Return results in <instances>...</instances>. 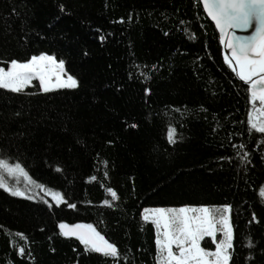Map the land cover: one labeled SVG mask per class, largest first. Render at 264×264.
Returning a JSON list of instances; mask_svg holds the SVG:
<instances>
[{"label": "trees", "instance_id": "obj_1", "mask_svg": "<svg viewBox=\"0 0 264 264\" xmlns=\"http://www.w3.org/2000/svg\"><path fill=\"white\" fill-rule=\"evenodd\" d=\"M42 53L79 83L0 89V159L30 180L0 169V264H157L142 210L180 206H229V264H264V134L200 0H0V66ZM61 223L92 225L117 256Z\"/></svg>", "mask_w": 264, "mask_h": 264}, {"label": "snow or ice", "instance_id": "obj_2", "mask_svg": "<svg viewBox=\"0 0 264 264\" xmlns=\"http://www.w3.org/2000/svg\"><path fill=\"white\" fill-rule=\"evenodd\" d=\"M204 7L208 10V14L216 22V27L221 30L223 34L221 36V43H224V36L228 35L229 29H242L247 30L254 27L252 35L249 36H236L232 33L228 38L226 46L231 49L232 57L225 56V61L231 66L232 60L239 67L238 77L241 81L248 83L252 81L253 87L260 85L259 100L264 103V0H203ZM63 10V9H62ZM103 39V37H102ZM58 68L61 72L64 71V61L59 60L48 54L33 55L27 61H17L12 59L8 63L7 70L5 67L0 66V89L11 91L12 93H23L28 86L39 87L43 93H51L56 88H76L78 87V81L71 75L67 76V80H63L59 74L54 73L53 69ZM235 71V68L233 69ZM55 75L56 83H52V77ZM258 76L259 79L253 81V77ZM33 80L38 81V84L33 85ZM255 96L256 94L253 93ZM252 129H255L261 134H264V124L257 127L255 124L251 125ZM175 130H169V141L173 140ZM246 158V156H245ZM0 169H3L9 176L15 175L17 171L24 174L27 177V173L19 163L10 165L4 159H0ZM56 171H61L60 168H56ZM0 188L5 191L10 189L7 187L4 181V177L0 176ZM111 193L112 198L117 199V193L108 189ZM13 196L23 195L19 190L11 191ZM264 195V192L261 193ZM53 197H59L60 193H53ZM58 200V203L60 202ZM105 203H109L105 201ZM69 207L75 208V205H68ZM230 210L229 206H226L221 211L220 222L222 227L220 231L224 234L222 239L216 247L215 252H208L200 247L199 241L203 240L206 236L212 237L215 241V224L213 220L208 219L209 209L203 207L200 209H145V212H154L159 214L160 218L164 219L165 229L168 228V219L165 213L177 214L173 216V223L177 225L176 231L180 234L173 239L167 231L164 232V236L167 239V243L163 247L161 241L158 238L156 243L158 245V252L163 254V250L167 249L166 260L168 264H229L232 259L229 249L232 245V232L227 224V217L223 215L224 212ZM200 212L204 214L203 221H200V217H189L187 213ZM143 219L147 220L148 216L145 215ZM255 220V216L253 217ZM193 220L199 221L195 225ZM160 220L154 221L159 225ZM61 234L76 235L80 240L81 244L85 245V251H89V246L92 251L102 252L104 255L117 256V249L113 244L104 241L106 248L102 249L98 246L93 238L87 234L77 232L78 229L86 228L95 233L96 237L100 240H104L102 236L93 228L92 225H75L69 228L68 225L61 223L59 224ZM68 229V231H65ZM23 238V234H17ZM26 239V238H24ZM175 243L178 247V255H174L171 249V245ZM188 247H184L185 244ZM253 245L249 243V247ZM25 249L21 247L19 253L23 255ZM212 256L215 259L210 261L207 257Z\"/></svg>", "mask_w": 264, "mask_h": 264}, {"label": "rangeland", "instance_id": "obj_3", "mask_svg": "<svg viewBox=\"0 0 264 264\" xmlns=\"http://www.w3.org/2000/svg\"><path fill=\"white\" fill-rule=\"evenodd\" d=\"M7 67H8V64L5 67L6 70H7ZM53 71H54V73L59 74L63 80H67V76L69 74H67V72L65 71V69H64L63 72H61L60 69L54 68ZM238 72H239V69H238ZM34 82L36 84H38V81H35V80H33L32 84H34ZM52 83L53 84L56 83L55 75H53V77H52ZM251 102H252V109H251V112H250V115H249V121H250L251 125L252 124H255L257 127H259L262 124H264V103H262L260 100L256 99L253 96H252ZM16 174L17 175H21V177L23 175L19 171H17ZM26 179H27V181L24 179V183L30 186V180L28 179V177H26ZM41 191L43 193H45L54 203L59 204V203L62 202V200H60L59 197H57V198H54L53 197V193H58V192L50 191V190H45L42 187H41ZM262 192H264V184H263L262 189H261V193ZM22 193H23V195H20V196L30 197V195L27 194L26 192H22ZM60 197H62L61 194H60ZM263 197H264V195H263ZM58 200H60L59 203H58ZM182 207L183 208H189V209H192V208H195V209L203 208V207H196V206H180V207H164V209H179V208H182ZM225 207L226 206H218V207H212V208L207 207L209 209L208 219L213 220V223L215 224V229H216L215 230V241L213 240L212 237H210V239H211L212 243L214 244V246L213 247L212 246H207L206 248H204L201 245V241L202 240L199 241V244H200V247L201 248L205 249L208 252H215L216 251L217 244L222 239H224V234H223L222 231H220V229L222 227V224L220 222V218H221V211ZM158 208H160V207H147V208H144L142 210V217H144L145 215H147L148 216V219L147 220H150V221H153V222L156 221L157 219L160 220L159 225H157L155 223V227H156V239H155V242L159 238L160 241H161V245L159 247H163V245L167 243V239L164 236V232L165 231H167L169 233V235L173 239H175V237L178 236V235H180V234L176 231L177 225L173 223V216L174 215H177V214L165 213V216L168 219V225H169L168 228L165 229L164 219L163 218H160L159 214L154 213V212H151V211L145 212V209L152 210V209H158ZM187 215L189 217H197L198 216V217H200V221H203V219H204V214L203 213H200L198 211L197 212L189 211L187 213ZM223 215L225 217H227V224H228V227L230 228V230L232 232L228 212H224ZM198 222L199 221L193 220V224L194 225L196 223H198ZM184 247L187 248L188 247V244L186 243L184 245ZM156 248H157V264H168V261L165 259L166 256H167V249L165 248L163 250V254H161V253L158 252V245H157V243H156ZM171 249H172V252H173L174 255H178V247H177V244L173 243L171 245ZM207 259L210 260V261H212L215 258L212 257V256H209V257H207ZM191 264H194V262H191Z\"/></svg>", "mask_w": 264, "mask_h": 264}, {"label": "water", "instance_id": "obj_4", "mask_svg": "<svg viewBox=\"0 0 264 264\" xmlns=\"http://www.w3.org/2000/svg\"><path fill=\"white\" fill-rule=\"evenodd\" d=\"M201 2V5L203 7V10L205 12V14L207 15L208 19L213 23V25L215 26V28L217 29L218 31V35H219V39H220V42H221V36L223 35L221 33V30L219 28L216 27V22L212 19V17L208 14V10L204 7V4H203V0H200ZM254 27L255 25L253 26V28L251 29H247V30H242V29H229L228 30V35H225L224 36V40L225 42L224 43H221V46L223 48V53L226 54V55H229V48L226 46V43H227V40L228 38L231 36L232 33H235L236 36H249V35H252L253 34V31H254ZM69 226V228H71L72 226H75V225H82V224H66ZM61 230V229H60ZM65 231H68V229H65ZM78 234L79 233H84V234H87L89 236H91L93 238V240L95 241V243L100 246L102 249L106 248V245L104 244V241L100 240L99 237H96L95 236V233L91 232V230L89 229H86V228H82V229H78L77 230ZM68 237H73V238H77L76 235H68Z\"/></svg>", "mask_w": 264, "mask_h": 264}, {"label": "flooded vegetation", "instance_id": "obj_5", "mask_svg": "<svg viewBox=\"0 0 264 264\" xmlns=\"http://www.w3.org/2000/svg\"><path fill=\"white\" fill-rule=\"evenodd\" d=\"M229 50H230V52H229V55H227V56H229V59L231 60L232 51H231V49H229ZM224 56H226V54H224ZM231 67L233 69L235 68V72L238 74L239 67H238V65L235 64V61L234 60H232ZM252 79H253V81H255V80H258L259 77L258 76H254ZM246 85L249 88L250 95L259 100V94H260V88H261V86L260 85H256L255 87H253L252 81H249L248 83H246ZM253 93H255L256 95L254 96Z\"/></svg>", "mask_w": 264, "mask_h": 264}]
</instances>
